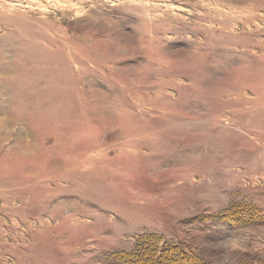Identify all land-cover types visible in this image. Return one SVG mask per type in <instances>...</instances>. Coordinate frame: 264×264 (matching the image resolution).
<instances>
[{"label": "rangeland", "instance_id": "374dc122", "mask_svg": "<svg viewBox=\"0 0 264 264\" xmlns=\"http://www.w3.org/2000/svg\"><path fill=\"white\" fill-rule=\"evenodd\" d=\"M0 264H264V0H0Z\"/></svg>", "mask_w": 264, "mask_h": 264}]
</instances>
